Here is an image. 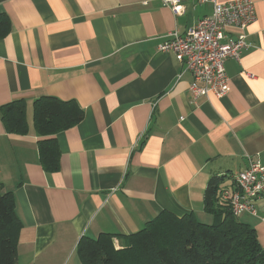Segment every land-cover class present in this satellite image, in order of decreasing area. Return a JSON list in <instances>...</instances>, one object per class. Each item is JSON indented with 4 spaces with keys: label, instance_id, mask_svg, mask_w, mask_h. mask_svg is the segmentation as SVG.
Masks as SVG:
<instances>
[{
    "label": "crops",
    "instance_id": "obj_1",
    "mask_svg": "<svg viewBox=\"0 0 264 264\" xmlns=\"http://www.w3.org/2000/svg\"><path fill=\"white\" fill-rule=\"evenodd\" d=\"M251 1L249 46L224 62L230 91L194 99L191 73L158 45L210 15L211 0H179V14L162 0H0L9 22L0 38V191L12 193L21 224L19 264H83L81 241L107 237L122 248L162 212L210 220V178L228 187L249 161L264 166V0ZM43 96L83 113L54 135L53 171L38 146L46 137L34 130L33 103ZM17 100L24 133L1 119ZM255 204L256 216L237 218L264 249V194Z\"/></svg>",
    "mask_w": 264,
    "mask_h": 264
},
{
    "label": "trees",
    "instance_id": "obj_2",
    "mask_svg": "<svg viewBox=\"0 0 264 264\" xmlns=\"http://www.w3.org/2000/svg\"><path fill=\"white\" fill-rule=\"evenodd\" d=\"M9 31L7 18L0 19V38ZM34 130L40 136L39 150L44 168L58 166L54 135L82 119V110L71 100L43 96L33 103ZM7 130L26 131L23 100L5 106L1 115ZM222 178L212 176L204 193V209L212 223L193 215L162 212L144 228L131 234L126 245L116 248L109 238L81 241L83 264H264V249L256 228L232 214L220 201ZM11 192L0 191V264H19L15 245L21 224L14 212Z\"/></svg>",
    "mask_w": 264,
    "mask_h": 264
},
{
    "label": "built area",
    "instance_id": "obj_3",
    "mask_svg": "<svg viewBox=\"0 0 264 264\" xmlns=\"http://www.w3.org/2000/svg\"><path fill=\"white\" fill-rule=\"evenodd\" d=\"M211 1L213 9L210 15L198 19L183 34L176 30L169 32L158 45L159 51L173 53L191 73L190 90L194 99L209 94L217 97L227 95L230 80L224 62L228 57L238 59L241 50L249 46L245 29L256 18L251 0ZM162 2L170 5L174 13L184 11L179 0ZM232 28L240 30L235 38L227 34ZM263 194L264 166L258 160L249 161L245 169L234 174L231 186L219 190L220 201L228 204L236 217L244 213L256 216L255 203Z\"/></svg>",
    "mask_w": 264,
    "mask_h": 264
},
{
    "label": "rangeland",
    "instance_id": "obj_4",
    "mask_svg": "<svg viewBox=\"0 0 264 264\" xmlns=\"http://www.w3.org/2000/svg\"><path fill=\"white\" fill-rule=\"evenodd\" d=\"M29 115H30V111H29ZM257 205V204H256ZM263 206H264V204H263ZM256 207V209L258 210V208H259V210L261 209V208H263L261 205H258V207L257 206H255ZM259 212V211H258ZM259 214H261V212H259ZM240 218L242 219V215L240 216ZM199 219H201V220H199V221H203V223H207V224H211L212 223V217H211V219L210 220H208V218H207V220H206V218H199Z\"/></svg>",
    "mask_w": 264,
    "mask_h": 264
}]
</instances>
